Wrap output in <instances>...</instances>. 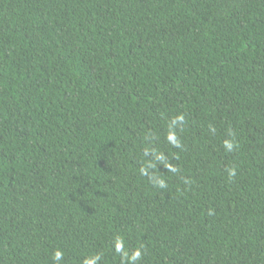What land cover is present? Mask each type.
I'll return each instance as SVG.
<instances>
[{
  "label": "trees",
  "instance_id": "obj_1",
  "mask_svg": "<svg viewBox=\"0 0 264 264\" xmlns=\"http://www.w3.org/2000/svg\"><path fill=\"white\" fill-rule=\"evenodd\" d=\"M88 261L264 264V0H0V264Z\"/></svg>",
  "mask_w": 264,
  "mask_h": 264
},
{
  "label": "clouds",
  "instance_id": "obj_2",
  "mask_svg": "<svg viewBox=\"0 0 264 264\" xmlns=\"http://www.w3.org/2000/svg\"><path fill=\"white\" fill-rule=\"evenodd\" d=\"M229 147H231V145H229ZM61 255H62V254H61L59 251H57V252L54 254V259L57 260V261L60 260ZM87 264H92V261H88Z\"/></svg>",
  "mask_w": 264,
  "mask_h": 264
}]
</instances>
